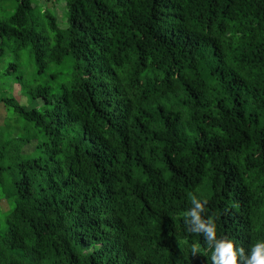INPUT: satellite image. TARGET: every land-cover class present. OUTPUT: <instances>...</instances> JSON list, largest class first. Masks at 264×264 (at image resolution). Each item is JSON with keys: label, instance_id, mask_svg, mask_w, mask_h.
Masks as SVG:
<instances>
[{"label": "trees", "instance_id": "16d2710c", "mask_svg": "<svg viewBox=\"0 0 264 264\" xmlns=\"http://www.w3.org/2000/svg\"><path fill=\"white\" fill-rule=\"evenodd\" d=\"M62 2L59 25L0 0V62L13 44L69 68L14 77L25 106L0 94V264H212L193 193L218 236L264 239V0Z\"/></svg>", "mask_w": 264, "mask_h": 264}, {"label": "rangeland", "instance_id": "374dc122", "mask_svg": "<svg viewBox=\"0 0 264 264\" xmlns=\"http://www.w3.org/2000/svg\"><path fill=\"white\" fill-rule=\"evenodd\" d=\"M63 0H60L57 5H54V0H39L44 6H50L51 12L55 14L59 25H63L64 5ZM62 2V3H61ZM32 20L36 26V30L40 33L47 35V29L45 28L44 21L41 17L40 10H34L32 13ZM66 23V20H65ZM5 57L0 62V94L13 96L17 98V101L21 105H27V101L20 95V88L16 85L14 77L21 76L26 83L33 84L35 80L41 84H47L52 88L58 87L62 82L68 78L69 68L66 65L62 66H50L45 70V73L39 75L37 66L35 65L31 55L27 50H15L13 44L5 50ZM13 63L18 67V71L11 72L12 77L4 78L3 71ZM39 105L38 102H36ZM31 108V106L29 107ZM6 119V112L4 107L0 104V124ZM1 211L4 213L8 210V203L4 200L0 201Z\"/></svg>", "mask_w": 264, "mask_h": 264}, {"label": "clouds", "instance_id": "9594fccd", "mask_svg": "<svg viewBox=\"0 0 264 264\" xmlns=\"http://www.w3.org/2000/svg\"><path fill=\"white\" fill-rule=\"evenodd\" d=\"M208 200L193 193L191 207L185 212L184 225L188 233L203 237L204 243L211 250L212 264H264V239L257 240L247 249L234 239L217 235L215 220L208 215ZM202 251V244H191V255Z\"/></svg>", "mask_w": 264, "mask_h": 264}]
</instances>
